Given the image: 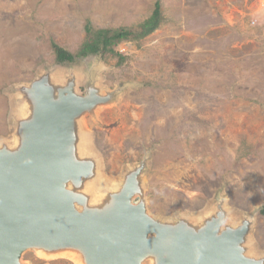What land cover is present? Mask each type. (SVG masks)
<instances>
[{
    "label": "rangeland",
    "instance_id": "1",
    "mask_svg": "<svg viewBox=\"0 0 264 264\" xmlns=\"http://www.w3.org/2000/svg\"><path fill=\"white\" fill-rule=\"evenodd\" d=\"M157 2L163 22L119 44L125 60H56L53 44L76 52L87 21L136 28ZM43 76L74 79L82 94L94 77L101 95L115 94L78 123L95 200L144 164L135 201L151 217L197 226L222 200L228 224L249 221L245 254L264 262V0H0V144H19L20 118L32 116L20 90ZM20 264L78 263L30 248Z\"/></svg>",
    "mask_w": 264,
    "mask_h": 264
},
{
    "label": "water",
    "instance_id": "2",
    "mask_svg": "<svg viewBox=\"0 0 264 264\" xmlns=\"http://www.w3.org/2000/svg\"><path fill=\"white\" fill-rule=\"evenodd\" d=\"M96 81L88 78L85 94L74 79L57 85L50 76L20 90L32 116L20 118L18 145L0 144V264H20L30 248L71 251L82 264H264L242 247L249 221L228 224L222 200L197 226L151 217L135 201L144 164L94 199L96 162L81 154L78 123L115 95H101Z\"/></svg>",
    "mask_w": 264,
    "mask_h": 264
},
{
    "label": "trees",
    "instance_id": "3",
    "mask_svg": "<svg viewBox=\"0 0 264 264\" xmlns=\"http://www.w3.org/2000/svg\"><path fill=\"white\" fill-rule=\"evenodd\" d=\"M162 22L163 15L160 2L156 3L151 16L136 28H95L90 21H87L85 25V39L76 52H71L56 43L53 44L56 60L59 63H73L77 58L102 54L104 56H118L123 61L125 57L116 50L117 46L123 42L138 43L155 32ZM261 214L264 215V205L261 209Z\"/></svg>",
    "mask_w": 264,
    "mask_h": 264
},
{
    "label": "bare ground",
    "instance_id": "4",
    "mask_svg": "<svg viewBox=\"0 0 264 264\" xmlns=\"http://www.w3.org/2000/svg\"><path fill=\"white\" fill-rule=\"evenodd\" d=\"M62 254L66 257H69L70 259H73L78 264H82L81 262L78 261L79 259L77 258L78 255L76 253L70 251V252H63Z\"/></svg>",
    "mask_w": 264,
    "mask_h": 264
}]
</instances>
